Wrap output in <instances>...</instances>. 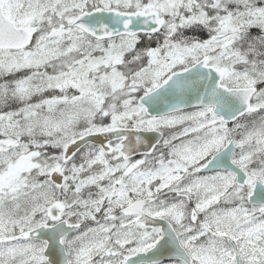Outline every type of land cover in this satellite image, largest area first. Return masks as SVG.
I'll list each match as a JSON object with an SVG mask.
<instances>
[{"label": "snow or ice", "instance_id": "6c2138e0", "mask_svg": "<svg viewBox=\"0 0 264 264\" xmlns=\"http://www.w3.org/2000/svg\"><path fill=\"white\" fill-rule=\"evenodd\" d=\"M0 264H264V0H0Z\"/></svg>", "mask_w": 264, "mask_h": 264}]
</instances>
